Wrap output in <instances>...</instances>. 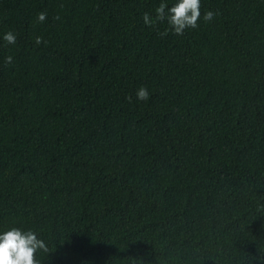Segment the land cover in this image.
<instances>
[{
  "label": "trees",
  "instance_id": "trees-1",
  "mask_svg": "<svg viewBox=\"0 0 264 264\" xmlns=\"http://www.w3.org/2000/svg\"><path fill=\"white\" fill-rule=\"evenodd\" d=\"M161 2L0 0V233L40 264H264V0Z\"/></svg>",
  "mask_w": 264,
  "mask_h": 264
},
{
  "label": "clouds",
  "instance_id": "clouds-1",
  "mask_svg": "<svg viewBox=\"0 0 264 264\" xmlns=\"http://www.w3.org/2000/svg\"><path fill=\"white\" fill-rule=\"evenodd\" d=\"M216 13L208 11L204 14L203 19L206 22H211ZM200 0H177V2L169 7L166 3L161 2L155 9V17H151L148 13L143 16V22L146 26L153 27L157 23L166 22L167 29L159 33L165 36L171 31L175 35H182L186 29H196L200 19ZM47 13L41 12L37 14V23H42L46 20ZM59 19V17H55ZM3 40L12 45L16 43V34L8 31L3 35ZM42 37H37L35 43L41 44ZM13 58L8 56L5 58V64H11ZM149 92L145 87H140L136 91V98L139 101H147ZM129 103L132 102V97H126ZM47 243L38 238L37 234L31 229L22 230L18 227H12L7 231L0 233V264H40L36 259L38 252L47 254L49 252Z\"/></svg>",
  "mask_w": 264,
  "mask_h": 264
}]
</instances>
